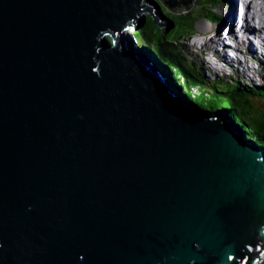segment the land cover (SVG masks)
<instances>
[{"label":"water","instance_id":"water-1","mask_svg":"<svg viewBox=\"0 0 264 264\" xmlns=\"http://www.w3.org/2000/svg\"><path fill=\"white\" fill-rule=\"evenodd\" d=\"M147 15L0 0V264H264V150L124 41Z\"/></svg>","mask_w":264,"mask_h":264},{"label":"trees","instance_id":"trees-1","mask_svg":"<svg viewBox=\"0 0 264 264\" xmlns=\"http://www.w3.org/2000/svg\"><path fill=\"white\" fill-rule=\"evenodd\" d=\"M154 1L159 4L163 14L174 23V27L168 32L161 30L153 18L147 15L144 25L132 33L134 42L130 44L162 69L171 79L170 89L187 105L198 109L206 108L208 112L200 109L201 112L213 116L220 111L227 113L228 119L243 129L246 141L264 149V86L255 87L239 81L216 82L208 79L203 70L196 68L194 64L187 65L175 45L185 35L190 37L194 33L199 17L207 18L211 23L220 22L222 18L219 15L223 16L220 11L225 7L218 5L225 4L226 0H196V10L181 14H176L173 10L183 7L184 2L169 10L161 0ZM215 6L219 9L217 14L211 10ZM195 11L201 14L197 15ZM180 77L182 81L179 80Z\"/></svg>","mask_w":264,"mask_h":264},{"label":"bare ground","instance_id":"bare-ground-1","mask_svg":"<svg viewBox=\"0 0 264 264\" xmlns=\"http://www.w3.org/2000/svg\"><path fill=\"white\" fill-rule=\"evenodd\" d=\"M250 2L253 9H255V1L253 0H243V9L246 10V6ZM258 6V4H257ZM229 7V6H228ZM226 8H223L224 10ZM222 10L220 12H222ZM232 11L233 9L231 7L226 9L227 18L232 21L226 22L227 25H231L230 28L238 27V25H233L235 19L232 17ZM239 9H236V16L238 17ZM257 13L259 15V18L261 19V24L258 21L254 20V17L252 16L253 13L250 11V17L248 15H244L238 20V23L241 26H247L246 28H242L246 30L250 27L252 30H248L246 33L243 32V30H240L239 33H242L239 37H236V39L240 38L241 45H237L235 40H232L231 38L225 40L220 37V33L216 37H212L211 33L212 31H208L207 29L204 30V33L206 35L205 40V47L204 50H209L211 52V60L214 61L218 59L222 64H230L228 69L231 73H234L236 69L238 74L243 75L251 80H255L256 82H260L264 78V55H259V53L264 52V0H261V5L257 9ZM225 17V15H223ZM230 17V18H229ZM252 17V18H251ZM259 23V26L258 24ZM218 31V29H217ZM217 33V32H216ZM216 35V34H215ZM230 37V36H229ZM123 38V36H122ZM252 42L255 43V46L251 49ZM227 44V45H225ZM193 47H196L197 44L193 43ZM221 46V47H219ZM228 47V52L225 50ZM248 48V53H247ZM253 48L259 49L258 51L253 50ZM204 50L202 52H204ZM214 51V52H213ZM222 55V57H218L217 55ZM231 54L236 56L237 58H232ZM258 56V57H257ZM224 59H228L225 61ZM225 62V63H224ZM213 63L211 61H208L209 66L215 71L218 70L215 69L213 66ZM227 66V65H226ZM234 68V69H233ZM226 69L223 67V71H218L217 73L222 74L225 73ZM262 83V81L260 82ZM174 90V89H173ZM176 94V93H175ZM202 97V96H201Z\"/></svg>","mask_w":264,"mask_h":264},{"label":"rangeland","instance_id":"rangeland-1","mask_svg":"<svg viewBox=\"0 0 264 264\" xmlns=\"http://www.w3.org/2000/svg\"><path fill=\"white\" fill-rule=\"evenodd\" d=\"M255 1V4L258 6L261 5V0H254ZM163 3V2H162ZM165 4V3H164ZM222 4V3H221ZM219 4L218 6H224V4ZM166 7H168L167 5H165ZM195 8H197V3H196V0H192V5L186 10V11H189V10H196ZM226 8V7H225ZM229 8V7H228ZM168 9L170 10V8L168 7ZM258 9V7H257ZM257 9L255 10L256 13H257ZM215 14H217V11L219 10L217 6H215L214 8L212 7L211 9ZM186 11H183V12H175L176 14H181V13H184ZM195 13L197 15L201 14L199 13L198 11H195ZM221 14L225 15V21L228 22V21H232V20H229L227 17V13H226V9L222 10ZM258 15V14H257ZM220 16V15H219ZM199 17V16H198ZM230 18V17H229ZM233 24V22H232ZM217 24L216 23H211L209 21H207V18H203V17H199L197 23L195 24V29H194V33H192V35L190 37H188L187 35H185L184 37H182L181 40H179L175 45L176 47L179 49V51H181L183 57L185 58V62L187 63V65H192L194 64V66L196 68H199L200 70H207L209 73L206 74L209 75H213L212 77L214 78H211V80H215L216 82H223L224 80H220V75L219 73H217L216 71H214L212 68H210V64H208V61H211L210 60V54L211 52L209 50H204L203 48L205 47V40H206V35L204 33V30L207 29L208 31H212L211 33V36L212 37H216L219 35H215L216 33L214 32H217ZM140 28H137L135 30H132L131 27H129L128 29H125L123 31V39L126 43H128V45H130V42H132V33L138 31ZM221 37V35H220ZM157 40V38L155 39ZM193 43H196L197 46L196 47H193L192 44ZM131 46V45H130ZM221 47V46H219ZM204 50V52H202ZM214 52V51H213ZM209 56H208V54ZM220 54V53H219ZM218 57H222V55H217ZM228 60V59H227ZM207 67V68H206ZM229 74V73H228ZM237 75V74H236ZM240 75V74H239ZM239 75H237L239 77ZM243 76V75H240V77ZM208 79H210L209 76H207ZM245 78V76H243ZM242 77V78H243ZM246 79V78H245ZM245 79H242V80H245ZM168 80H171L170 78ZM180 81H182V78L180 77L179 78ZM251 80V79H250ZM249 79H246V81L248 82H251ZM233 80H230V82H232ZM237 81H239L237 79ZM169 82V81H168ZM233 83H236V82H233ZM264 83V82H262ZM254 84L258 85V84H261V83H255L254 81ZM194 93L197 91H193ZM195 93V94H196ZM195 96V95H194ZM198 109V108H197ZM199 109L201 110H204V111H207L208 110L206 108H202L200 107ZM220 114H225L226 116L228 115L227 113H223V111L219 112ZM202 115H204V113L202 112L201 113ZM225 117V116H224ZM263 149V148H262ZM264 150V149H263Z\"/></svg>","mask_w":264,"mask_h":264},{"label":"clouds","instance_id":"clouds-1","mask_svg":"<svg viewBox=\"0 0 264 264\" xmlns=\"http://www.w3.org/2000/svg\"><path fill=\"white\" fill-rule=\"evenodd\" d=\"M242 3V0H226L225 1V4H224V7H226V9L228 8V6L229 7H231L232 9H233V11H232V17L231 18H233L234 17V19H235V21H234V23H233V25H238V27H232V28H230L231 27V25H227V23H226V21H225V18H224V16H221L220 15V17L222 18L221 19V21L220 22H218V23H216L217 25V29H218V31H217V33L216 32H214V33H216V35H218V33H220V35H221V38L222 39H225V40H227V39H229V37H226L225 36V30H224V26H227V29L229 30V31H231L230 32V35L232 36V37H234L233 35L234 34H237V33H234V32H237L238 30H239V27H240V25H239V23H238V20H239V13H238V17L236 16V9L238 8V5L239 4H241ZM256 5V4H255ZM260 6V5H259ZM259 6H255V9H253L254 10V12H255V10L257 9V7L259 8ZM239 9V8H238ZM251 9V10H252ZM190 11V10H189ZM259 20L261 21V19L259 18ZM242 27V26H241ZM131 38L132 39H134L132 36H131ZM132 42H134V40L132 41ZM131 45V44H130ZM226 45V44H225ZM227 52H228V50H227V48L225 49ZM143 53V52H142ZM144 54V53H143ZM208 54V53H207ZM145 56L147 57V58H149L146 54H145ZM208 56H209V54H208ZM149 59H151V58H149ZM210 60H211V54H210ZM211 62L213 63V61L211 60ZM219 63V61H218V59H216L215 61H214V63H213V67L216 69H218V70H215L216 72H218V71H221L220 70V67L221 66H218L217 64ZM207 68V67H206ZM210 68H211V66H210ZM225 69H226V71H225V73H222L221 75H223V74H226V76L228 75V77H230L229 79L228 78H222L221 76H220V80H229V82H230V80H233V82H237V79L239 80V83H243V84H247V85H252V84H248V82H242V81H240V80H242V79H245V78H241V77H243V76H241L240 77V75L237 73V75H239V77L235 74V73H231L230 74V71H229V69H228V67L226 66L225 67ZM204 73H205V75L207 74V73H209L207 70H204L203 71ZM229 73V74H228ZM214 75V74H213ZM213 75H211V74H209V75H207V76H209L210 77V79L211 78H214V77H212ZM246 80V79H245ZM262 82H264V78L261 80ZM260 81V82H261ZM253 86H255V85H253ZM262 86H264V83H261V86L260 87H262ZM255 87H257V86H255Z\"/></svg>","mask_w":264,"mask_h":264}]
</instances>
